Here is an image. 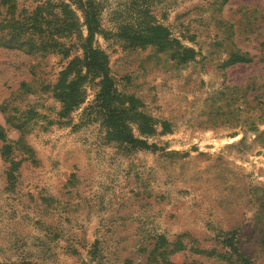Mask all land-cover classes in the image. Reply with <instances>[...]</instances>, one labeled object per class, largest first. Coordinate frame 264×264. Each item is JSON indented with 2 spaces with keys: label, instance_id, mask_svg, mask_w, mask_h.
<instances>
[{
  "label": "rangeland",
  "instance_id": "374dc122",
  "mask_svg": "<svg viewBox=\"0 0 264 264\" xmlns=\"http://www.w3.org/2000/svg\"><path fill=\"white\" fill-rule=\"evenodd\" d=\"M48 1L60 17L70 5L86 37L87 0H15L19 11ZM93 1V45L156 121L153 135L130 124L150 148L88 115L93 84L61 117L54 87L82 57L76 36L61 40L67 57L10 49L0 25V264H264V0ZM147 25L192 59L129 39Z\"/></svg>",
  "mask_w": 264,
  "mask_h": 264
},
{
  "label": "trees",
  "instance_id": "16d2710c",
  "mask_svg": "<svg viewBox=\"0 0 264 264\" xmlns=\"http://www.w3.org/2000/svg\"><path fill=\"white\" fill-rule=\"evenodd\" d=\"M0 7L6 8V17L2 22L0 21V25L9 29V34L1 37L7 48H21L28 45L32 49L53 50L67 57L70 49L61 40L77 37V48L82 50V57H75L68 63L54 87L55 96L62 105L61 117L69 116L84 102L85 85L93 84L96 93L94 101L88 107V115L102 118V124L106 126L108 135L117 136L118 142L150 148L145 141L136 139L132 135L130 124L136 123L140 126L139 130L142 134L153 135L156 121L140 111L137 98L119 93L110 75L108 55L93 45L95 36L102 33L100 10L93 0L81 1L79 7L84 17L86 37H83L78 18L70 5H61L62 17L55 13L56 7L51 5L50 1L32 11H19L15 0H1ZM147 26H151L147 28V34L150 35L144 37L133 35L129 36V39L139 45H152L160 50L172 49L176 45L177 48L172 50L173 58L180 56L181 53L184 56L183 62L192 59V51L182 47L180 42L161 37L160 32L163 31L161 26ZM247 62L248 59L238 58L233 63ZM163 125L166 126V123ZM3 138H5L4 131L0 127V139ZM230 234L232 233H227L226 239L233 242L236 237H229ZM245 260L246 264H250L247 258Z\"/></svg>",
  "mask_w": 264,
  "mask_h": 264
}]
</instances>
